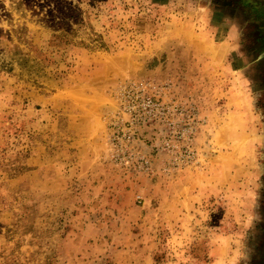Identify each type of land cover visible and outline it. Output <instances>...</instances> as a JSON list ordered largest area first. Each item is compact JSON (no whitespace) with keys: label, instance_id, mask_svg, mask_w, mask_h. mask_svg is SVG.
I'll list each match as a JSON object with an SVG mask.
<instances>
[{"label":"rangeland","instance_id":"obj_1","mask_svg":"<svg viewBox=\"0 0 264 264\" xmlns=\"http://www.w3.org/2000/svg\"><path fill=\"white\" fill-rule=\"evenodd\" d=\"M193 2L0 0V264H264V83ZM129 85L197 110L193 163L109 160Z\"/></svg>","mask_w":264,"mask_h":264},{"label":"built area","instance_id":"obj_2","mask_svg":"<svg viewBox=\"0 0 264 264\" xmlns=\"http://www.w3.org/2000/svg\"><path fill=\"white\" fill-rule=\"evenodd\" d=\"M120 117L107 134L109 160L118 167L142 174L151 172V154L165 156V173L195 161L192 142L200 126L197 110L165 97L129 85L118 93Z\"/></svg>","mask_w":264,"mask_h":264},{"label":"crops","instance_id":"obj_3","mask_svg":"<svg viewBox=\"0 0 264 264\" xmlns=\"http://www.w3.org/2000/svg\"><path fill=\"white\" fill-rule=\"evenodd\" d=\"M193 4L190 7L203 17L195 21L202 26V31L195 33L197 41L209 40L214 44L213 50L205 49L206 55H216L221 60L223 54L222 66L239 72L252 87L262 86L264 0H194Z\"/></svg>","mask_w":264,"mask_h":264}]
</instances>
